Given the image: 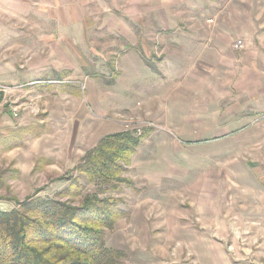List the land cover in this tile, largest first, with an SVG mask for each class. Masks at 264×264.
<instances>
[{
    "label": "rangeland",
    "instance_id": "374dc122",
    "mask_svg": "<svg viewBox=\"0 0 264 264\" xmlns=\"http://www.w3.org/2000/svg\"><path fill=\"white\" fill-rule=\"evenodd\" d=\"M30 197L115 200L116 264H264V0H0V211Z\"/></svg>",
    "mask_w": 264,
    "mask_h": 264
},
{
    "label": "trees",
    "instance_id": "16d2710c",
    "mask_svg": "<svg viewBox=\"0 0 264 264\" xmlns=\"http://www.w3.org/2000/svg\"><path fill=\"white\" fill-rule=\"evenodd\" d=\"M141 137H105L83 158L79 170L91 181L118 180L119 162H129ZM123 215L110 198H88L73 206L30 197L10 211H0V264H116L121 253L107 246L105 231Z\"/></svg>",
    "mask_w": 264,
    "mask_h": 264
},
{
    "label": "built area",
    "instance_id": "2783aa9c",
    "mask_svg": "<svg viewBox=\"0 0 264 264\" xmlns=\"http://www.w3.org/2000/svg\"><path fill=\"white\" fill-rule=\"evenodd\" d=\"M240 43V42H239ZM239 43L237 44L239 46Z\"/></svg>",
    "mask_w": 264,
    "mask_h": 264
}]
</instances>
